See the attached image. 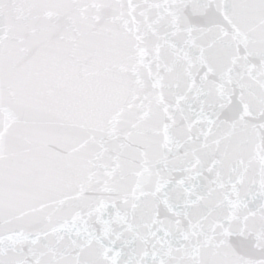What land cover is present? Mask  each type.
Returning a JSON list of instances; mask_svg holds the SVG:
<instances>
[{
	"label": "snow or ice",
	"instance_id": "snow-or-ice-1",
	"mask_svg": "<svg viewBox=\"0 0 264 264\" xmlns=\"http://www.w3.org/2000/svg\"><path fill=\"white\" fill-rule=\"evenodd\" d=\"M0 264H264V0H0Z\"/></svg>",
	"mask_w": 264,
	"mask_h": 264
}]
</instances>
